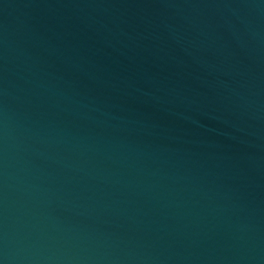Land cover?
<instances>
[{
  "label": "water",
  "instance_id": "95a60500",
  "mask_svg": "<svg viewBox=\"0 0 264 264\" xmlns=\"http://www.w3.org/2000/svg\"><path fill=\"white\" fill-rule=\"evenodd\" d=\"M0 264H264V0H0Z\"/></svg>",
  "mask_w": 264,
  "mask_h": 264
}]
</instances>
